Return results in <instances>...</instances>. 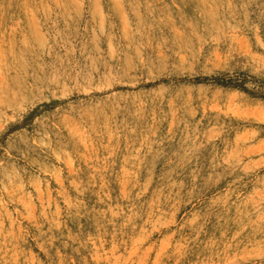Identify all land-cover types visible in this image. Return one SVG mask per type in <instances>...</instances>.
Here are the masks:
<instances>
[{
    "label": "rangeland",
    "instance_id": "1",
    "mask_svg": "<svg viewBox=\"0 0 264 264\" xmlns=\"http://www.w3.org/2000/svg\"><path fill=\"white\" fill-rule=\"evenodd\" d=\"M0 264H264V0H0Z\"/></svg>",
    "mask_w": 264,
    "mask_h": 264
},
{
    "label": "bare ground",
    "instance_id": "2",
    "mask_svg": "<svg viewBox=\"0 0 264 264\" xmlns=\"http://www.w3.org/2000/svg\"><path fill=\"white\" fill-rule=\"evenodd\" d=\"M122 192V191H121ZM135 196V195H134ZM121 210V209H120ZM68 213V212H67ZM103 216V215H102ZM117 256V255H116ZM114 257V256H113ZM118 260V259H117Z\"/></svg>",
    "mask_w": 264,
    "mask_h": 264
}]
</instances>
